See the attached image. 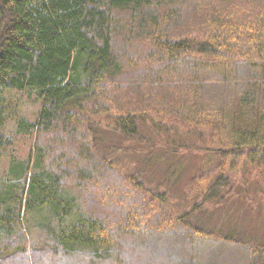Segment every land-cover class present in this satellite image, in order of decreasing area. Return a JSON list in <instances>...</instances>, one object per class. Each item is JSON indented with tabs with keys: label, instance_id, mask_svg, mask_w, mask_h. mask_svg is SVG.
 <instances>
[{
	"label": "trees",
	"instance_id": "1",
	"mask_svg": "<svg viewBox=\"0 0 264 264\" xmlns=\"http://www.w3.org/2000/svg\"><path fill=\"white\" fill-rule=\"evenodd\" d=\"M12 91L41 108L15 113L28 157L0 133V264H264L191 223L239 171L264 181V0H0ZM114 139L202 161L175 200Z\"/></svg>",
	"mask_w": 264,
	"mask_h": 264
},
{
	"label": "rangeland",
	"instance_id": "2",
	"mask_svg": "<svg viewBox=\"0 0 264 264\" xmlns=\"http://www.w3.org/2000/svg\"><path fill=\"white\" fill-rule=\"evenodd\" d=\"M209 90L212 94L220 93L222 87L213 84L209 86ZM4 98L5 104L0 108V133L8 139H13L17 131L15 113L20 114L26 121L33 122L40 111L41 101L34 91L30 95H25L21 91H12L5 94ZM195 132L198 131L195 130ZM114 140L113 143L117 148L126 152H124L126 155H122L125 166L147 171L149 183L153 187H158L160 191L169 190L170 197L175 200L183 197V190L188 188L189 182L202 161L201 155L187 153L178 155L137 153L134 150L137 146L129 145L120 139ZM15 142L17 153L21 157H28L32 140L17 136ZM235 180L223 192L225 197L231 194L226 204L216 207L212 211L213 214L199 217L191 223L220 235L264 244V181L256 179L253 175L249 176L243 171H239ZM97 197L93 196L91 200L87 198L86 203L89 205L92 201L97 202ZM212 259L209 257V260H206Z\"/></svg>",
	"mask_w": 264,
	"mask_h": 264
}]
</instances>
